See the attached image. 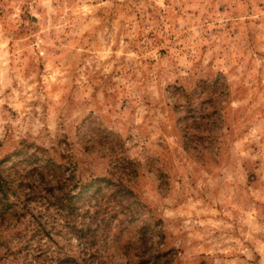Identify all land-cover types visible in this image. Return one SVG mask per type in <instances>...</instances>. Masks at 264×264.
I'll list each match as a JSON object with an SVG mask.
<instances>
[{
  "label": "rangeland",
  "instance_id": "374dc122",
  "mask_svg": "<svg viewBox=\"0 0 264 264\" xmlns=\"http://www.w3.org/2000/svg\"><path fill=\"white\" fill-rule=\"evenodd\" d=\"M34 147L72 196L13 187L0 264H264V0H0L1 166Z\"/></svg>",
  "mask_w": 264,
  "mask_h": 264
},
{
  "label": "trees",
  "instance_id": "16d2710c",
  "mask_svg": "<svg viewBox=\"0 0 264 264\" xmlns=\"http://www.w3.org/2000/svg\"><path fill=\"white\" fill-rule=\"evenodd\" d=\"M38 150V148L36 149L34 147L32 152L28 153L26 156V160L31 163L30 168H23L21 166L19 168L13 161H10L5 166H8V169H6L5 167H2L1 164H4L7 160L9 161V156L8 158L0 160V214H4V212L9 210L11 207V204L8 203L9 194L16 185L21 186L23 189L25 187L30 189V193L23 194V196L32 195L33 198L40 200L41 203L45 205L47 200L51 203L70 200L72 195L66 190V185L68 184L69 179H62L61 176L59 177V175L56 174L55 170L59 168V164L54 163L50 158H47L43 163H41V157L39 156ZM14 166H17L19 169H12ZM44 169H50L52 173L46 177L43 173ZM30 173H38V180L36 183L31 181ZM23 179L26 180V185L22 183ZM101 181L106 182L103 178H95L81 184L75 194L80 197L84 195L93 185L95 188H99L98 183ZM113 185L116 186L115 191L119 192L120 195L129 192V190L120 183H114ZM81 228L82 227L79 228L80 232ZM61 262L64 264H75L73 258L70 256H66L65 259L61 260Z\"/></svg>",
  "mask_w": 264,
  "mask_h": 264
}]
</instances>
